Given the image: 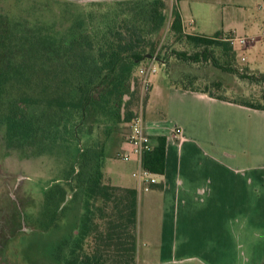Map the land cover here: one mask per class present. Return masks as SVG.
I'll use <instances>...</instances> for the list:
<instances>
[{
	"label": "trees",
	"instance_id": "obj_1",
	"mask_svg": "<svg viewBox=\"0 0 264 264\" xmlns=\"http://www.w3.org/2000/svg\"><path fill=\"white\" fill-rule=\"evenodd\" d=\"M165 10V0H118L103 12L87 13L59 38L0 14V127L5 142L26 155L69 143L77 146L68 174L79 181L81 214L66 253L55 254L61 264H135L137 191L104 179V142L98 132L105 133L109 124L126 125L139 113L143 103L135 71L147 60L145 55L162 59L173 85L264 110V73L235 67V51L226 41L230 33L186 34L175 7L168 21L173 42L190 44L193 51L160 55L156 37L166 22ZM171 58L209 62L258 91L232 98L221 93L218 80L201 85L199 77L185 73L172 79L167 71ZM164 154V138L157 137L152 150L143 153L142 167L162 174Z\"/></svg>",
	"mask_w": 264,
	"mask_h": 264
},
{
	"label": "crops",
	"instance_id": "obj_2",
	"mask_svg": "<svg viewBox=\"0 0 264 264\" xmlns=\"http://www.w3.org/2000/svg\"><path fill=\"white\" fill-rule=\"evenodd\" d=\"M180 2L184 33L245 37L244 46H234L243 61L263 63L264 17L255 32L257 23L227 7L218 17L210 2H190L186 12ZM241 26L244 36L237 34ZM139 112L153 145L164 138L163 173L152 174L155 183L143 190L132 176L134 158L126 162L129 174L102 170L110 184L137 191L135 264H261L264 110L182 89L165 72L151 76ZM119 147L130 149L125 138Z\"/></svg>",
	"mask_w": 264,
	"mask_h": 264
},
{
	"label": "rangeland",
	"instance_id": "obj_3",
	"mask_svg": "<svg viewBox=\"0 0 264 264\" xmlns=\"http://www.w3.org/2000/svg\"><path fill=\"white\" fill-rule=\"evenodd\" d=\"M115 1L118 0H0V14L10 22H21L44 35L59 38L87 13L103 12L106 5ZM165 1L166 22L156 37L160 55L173 50L191 53L193 48L190 44L173 42L168 21L176 4L173 0ZM180 1V7L186 12L190 2L196 0ZM202 1L210 2L212 12L218 17L224 7L233 10L237 19H250L257 23L258 17H264V0ZM258 26L259 23L255 25V32ZM239 28L237 34L244 36V26ZM232 48L235 67L264 73V61L256 65L243 61L238 50L234 46ZM171 59L172 64L167 66V71L172 73V79L185 73L199 77L197 83L201 85L218 80L223 83L221 93L232 98L258 91L257 86L247 85L236 76L214 68L209 62L190 64ZM155 67L157 75L165 74L162 65L158 63ZM113 124L107 126L105 133L103 129L98 132L99 142H104L101 170L104 174L113 170L129 174L132 167L117 157L127 126ZM3 133L0 127V264H61L55 260V254L57 251L66 253V242L73 237L81 214L79 181L69 176L73 166L71 155L77 146L69 143L70 146L43 148L41 152L26 155L12 149L5 142Z\"/></svg>",
	"mask_w": 264,
	"mask_h": 264
},
{
	"label": "built area",
	"instance_id": "obj_4",
	"mask_svg": "<svg viewBox=\"0 0 264 264\" xmlns=\"http://www.w3.org/2000/svg\"><path fill=\"white\" fill-rule=\"evenodd\" d=\"M173 1H175L176 4V0ZM182 30H184L183 27ZM246 40L245 37H230L226 39V41L232 46H244ZM241 60H243V58H241ZM158 63L159 62L154 58H151L141 63L136 68V76L139 82L140 104L149 90L150 78L156 74L155 65ZM126 126L125 141L130 149L128 151L125 150L117 153V157L126 162L131 161L133 158L135 159L137 162V170L132 173V176L137 179L143 190H148L149 186L155 183V180L152 178V174L142 167L141 157L143 153L151 151L154 145L144 129L143 119L140 112L134 116ZM175 132H178V130H175Z\"/></svg>",
	"mask_w": 264,
	"mask_h": 264
},
{
	"label": "water",
	"instance_id": "obj_5",
	"mask_svg": "<svg viewBox=\"0 0 264 264\" xmlns=\"http://www.w3.org/2000/svg\"><path fill=\"white\" fill-rule=\"evenodd\" d=\"M145 58H146V59L154 58V59H155L157 62H159L160 64H164V62L161 61L159 58L153 57V56L150 55V54L145 55Z\"/></svg>",
	"mask_w": 264,
	"mask_h": 264
}]
</instances>
